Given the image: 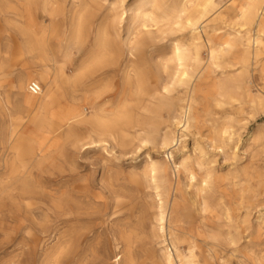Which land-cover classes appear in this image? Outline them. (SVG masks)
<instances>
[{"label":"rangeland","instance_id":"1","mask_svg":"<svg viewBox=\"0 0 264 264\" xmlns=\"http://www.w3.org/2000/svg\"><path fill=\"white\" fill-rule=\"evenodd\" d=\"M72 1L51 0L61 13L57 21L51 22L45 14L44 24L51 27L54 48L58 38L68 48L78 46L71 31L65 32ZM90 1L104 5L99 10L101 18L114 0ZM132 1L127 0L126 5ZM243 2L214 0L194 28L178 27L180 19L174 11L169 19L159 22L169 32L150 51L152 71L157 74L162 61L170 56L172 42H187L193 29L201 35V66L192 84L194 118L186 137L180 136L165 109L153 108L156 110L150 113L161 133L172 128L181 140L168 161L169 203L178 210L172 226L179 236L182 256L189 257L193 251L196 264H264V28L259 31L256 24H244L237 17ZM13 4L14 0H0V24L7 29L4 34L15 32L18 25L9 11ZM261 10L264 19V8ZM133 13L129 10L125 15ZM156 15L162 14L157 11ZM64 16L65 23L59 21ZM132 22L131 36L142 28V22ZM246 31L252 38H261L260 44H251V49L260 50L256 58L247 56L244 45L238 44L218 60L217 67L209 64L208 36L218 45L228 36ZM130 33L123 30L121 40ZM26 60L25 67H14V90L9 91L8 83L0 87V132H8L27 115L22 101L33 78L26 73L40 71L41 62L28 55ZM22 77L24 89L20 91L17 84ZM128 92L116 82L114 96H107L106 101L116 105L126 99L132 106L146 104V95L139 99ZM187 94L190 96L191 87L188 91L185 86L173 90L177 104ZM134 116L139 119L136 112ZM139 128L136 121L131 127L120 123L114 131L131 133L124 142L92 144L85 142L98 138L89 129H65L55 142L41 146L42 151L34 148L26 169L14 149L6 162L0 143V181L4 187L9 185V193L3 190L0 202V264H126L129 251L125 236L130 239L133 264H155L151 253L161 257L162 238L156 222L158 196L146 176V159L148 154L153 159L164 158L170 150L160 148V137L140 145L136 138ZM221 130H227L224 138L219 135ZM183 156L187 170L178 165ZM5 164L14 169L8 182ZM204 178L211 183L203 189ZM26 188L37 193L25 194ZM165 229L167 237V222ZM175 264H179L177 259Z\"/></svg>","mask_w":264,"mask_h":264},{"label":"bare ground","instance_id":"2","mask_svg":"<svg viewBox=\"0 0 264 264\" xmlns=\"http://www.w3.org/2000/svg\"><path fill=\"white\" fill-rule=\"evenodd\" d=\"M243 1L237 8V17L244 24H256L258 30L264 28L261 15L264 0ZM126 2L127 0H114L100 18L99 10L103 4L89 0L76 3L73 0V8L69 10L68 16L69 25L65 26V32L70 30L73 39L78 43V46L72 49L65 46L62 38L57 39L56 48L52 46L49 37L51 27L44 24L45 14L53 22L57 21L61 13L51 0H14L9 11L18 23L16 31L4 34L7 29L3 30L0 24V87L8 83L9 91L14 90V67H25L28 55L41 62L40 71L26 73V76L33 78L31 81L40 82L41 91L38 94L24 93L22 102L27 109V115L8 132H0V143H3L6 162L10 150L14 149L21 167L26 169L28 157L34 154V148L37 146L42 151L41 146L50 140L55 142L63 135L65 129L68 132L82 126L89 129L98 139L90 138L85 142L88 144L103 141L116 143L119 140L124 142L131 133H118L114 128L120 123L131 127L132 122L136 121L140 126L136 135L140 145L155 142L160 137V148L163 151L170 150L164 158L153 159L148 154L146 159V176L151 189L158 196L156 222L157 231L161 233L159 236L162 238L161 257L158 258L154 252L151 256L155 264H175L176 259L179 264H196L197 259L194 258L193 251L189 257L182 256L180 239L172 226V222L178 218V210L173 202L169 203L171 180L168 161L169 157H174L173 152L177 149L173 147L180 139L176 138L172 128L161 133L159 126L150 118V113L156 109H165L168 120L179 128L180 136L186 137L185 132L190 129L194 118L195 87L192 84L195 83L201 66V35L193 29L187 42H172L170 56L162 61V67L157 74L152 71L150 51L157 40L168 35L169 28L159 24L161 19H169L171 13L177 11V17L180 19L177 20V26L194 28L209 12L214 0H134L128 6ZM188 2L190 6L187 5ZM129 10L134 13L125 15ZM157 11L162 15H156ZM145 15L147 19H144ZM66 18L64 16V19L59 21L65 23ZM131 20L142 22V28H137L133 36L130 33L134 24ZM154 26L155 29L152 28ZM123 30L130 33L125 40H121ZM252 43L260 44L261 38H252L248 31L239 36H228L218 45L208 36L209 64L217 67L218 60L238 44L244 45L247 56L256 58L260 50L257 47L251 49ZM116 82H120L124 90H130L128 93L131 96L137 94L139 99H144L143 96L146 95V104L139 102L132 106L126 99L116 105L106 101L107 96L109 98L115 93ZM176 86H185L187 91L191 87L190 96L187 94L180 104H177L173 97ZM17 87L20 91L24 89L23 77ZM135 112L139 116L137 120ZM226 132L227 130H221L220 137L224 138ZM178 165L187 170V159L184 156L179 158ZM13 173L14 169L10 164H5L4 174L8 178L6 182L13 178ZM191 177H194L193 173ZM204 182L203 189L210 186L211 180L204 178ZM8 186L7 183L4 187L0 181V202L3 190L9 193ZM36 193V190L26 188L25 194ZM202 207L206 208L205 201L202 202ZM124 241L129 251L125 263L133 264L129 237L125 236Z\"/></svg>","mask_w":264,"mask_h":264},{"label":"built area","instance_id":"3","mask_svg":"<svg viewBox=\"0 0 264 264\" xmlns=\"http://www.w3.org/2000/svg\"><path fill=\"white\" fill-rule=\"evenodd\" d=\"M28 90L32 94H38L41 91V85L37 81L28 83Z\"/></svg>","mask_w":264,"mask_h":264}]
</instances>
